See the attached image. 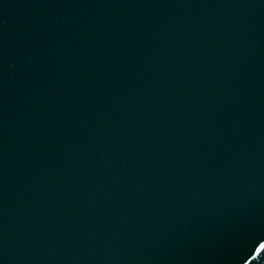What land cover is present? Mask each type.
I'll return each mask as SVG.
<instances>
[{
	"label": "water",
	"instance_id": "obj_1",
	"mask_svg": "<svg viewBox=\"0 0 264 264\" xmlns=\"http://www.w3.org/2000/svg\"><path fill=\"white\" fill-rule=\"evenodd\" d=\"M0 264H264V0H0Z\"/></svg>",
	"mask_w": 264,
	"mask_h": 264
}]
</instances>
